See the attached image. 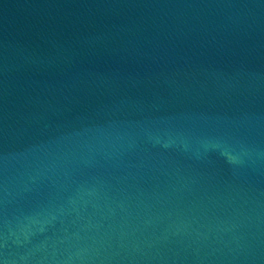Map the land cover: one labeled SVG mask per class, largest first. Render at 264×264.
Wrapping results in <instances>:
<instances>
[{
  "label": "water",
  "instance_id": "95a60500",
  "mask_svg": "<svg viewBox=\"0 0 264 264\" xmlns=\"http://www.w3.org/2000/svg\"><path fill=\"white\" fill-rule=\"evenodd\" d=\"M0 264H264V0H0Z\"/></svg>",
  "mask_w": 264,
  "mask_h": 264
}]
</instances>
